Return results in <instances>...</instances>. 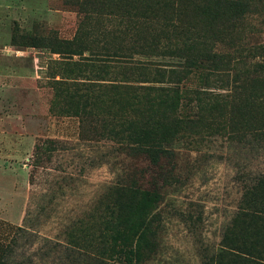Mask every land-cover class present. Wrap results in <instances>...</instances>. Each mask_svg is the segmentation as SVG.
Here are the masks:
<instances>
[{"label": "rangeland", "instance_id": "rangeland-1", "mask_svg": "<svg viewBox=\"0 0 264 264\" xmlns=\"http://www.w3.org/2000/svg\"><path fill=\"white\" fill-rule=\"evenodd\" d=\"M202 1L0 0V246L14 241L19 258L61 264L65 253L54 244L69 237L107 264H135L144 211L159 215L150 225L157 226L156 247L144 250L141 264H202L226 232L262 243L259 225L244 232L231 225L243 192L264 173L260 98L233 103L213 122L182 127L173 146L184 155L172 164L177 182L161 190V201L139 190L130 219L108 214L123 174L136 170L143 188L151 180L147 162L127 157L119 142L144 131L155 133L146 139L152 143L171 139L161 138L173 128L169 98L140 86L179 88L178 110L193 118L197 101L187 90L231 95L241 78L212 77L207 63H187L185 49L228 53L238 71L264 59L246 54L264 51V3L245 0L250 11L235 21L206 12ZM108 51L117 57L107 60ZM248 93L232 95L258 94ZM47 141L57 142L54 150ZM37 147L45 154L41 163Z\"/></svg>", "mask_w": 264, "mask_h": 264}, {"label": "trees", "instance_id": "trees-1", "mask_svg": "<svg viewBox=\"0 0 264 264\" xmlns=\"http://www.w3.org/2000/svg\"><path fill=\"white\" fill-rule=\"evenodd\" d=\"M87 3L84 5H91V3H113L121 0H85ZM258 2L264 3V0H256ZM204 4L203 8L207 11H211L218 14H223L232 20L242 19V14L244 10L250 11L249 3L245 0H203L201 2ZM210 4V5H209ZM81 5V4H79ZM208 9V10H207ZM126 37V34H123ZM138 37V36H137ZM119 39V37H118ZM183 51L187 55V63L192 66H196L195 63L205 62L208 64V70L212 77H221L223 79H237L241 78L240 82L233 84L230 88L229 93L231 95H221L213 92H205L194 89L187 90V93L195 95L197 101L196 111L192 114L193 118H184L183 112H180L178 103L181 90L179 88L166 89V88H154L140 86V90L143 92H159L160 95L167 97L168 102H165V108L170 113L171 127L170 130H162V137L169 136L171 139L160 143H152L146 141L151 135L155 133L141 132L138 135H129L124 138V141L119 142L118 149L124 153L127 157L144 159L147 162L145 172H149L150 182L147 181V188L141 187V182L143 178L141 174L137 177L136 170H131L129 173L123 174L121 181L116 185V190L113 199L108 203V214L118 222L120 219L128 220L133 216V200L135 199V194L137 191H144L150 194V199L154 202L161 201V190L172 183L177 182L176 175L174 173V162L184 155L181 154L179 147H173L178 142L175 141L174 137L179 135L185 125H191L195 122H213L216 117H219L223 110L227 108L232 109L233 103L242 102H253L254 100L260 98L264 99V59L261 61L254 60V58H263L264 51L260 48H252L246 50L247 56H249L253 62L245 65V68L238 71L235 64L233 65V58L228 53H220L214 51L212 47H204L200 50L185 49ZM107 60L117 57L115 52L108 51ZM110 53H113L112 55ZM177 54H181V51ZM242 54V53H241ZM241 54L239 56H241ZM130 58V57H129ZM190 60H193L190 62ZM240 61V60H238ZM237 61V62H238ZM240 63V62H238ZM126 79V77H123ZM136 79H140L137 77ZM148 82V81H145ZM154 82V81H153ZM76 90L79 86H83L85 89L96 88L98 92L101 91H117V85H72ZM185 87H182L184 89ZM248 89L249 93H258L257 96L251 95L247 98L240 99L237 95H232L236 92L243 95L244 91ZM186 92V91H185ZM147 95V94H146ZM186 120V122H184ZM205 120V121H204ZM257 137L258 135H254ZM259 136L264 140V129ZM56 141H47L45 143L46 149L48 151L54 150V145ZM45 154H43L40 148H35L34 157L38 160V163L44 160ZM47 156V155H46ZM49 160V156L45 157V160ZM163 166V167H162ZM161 182V185L156 183V180ZM171 183L167 185V182ZM149 182V183H148ZM257 190L262 191L261 202H255V198L258 193ZM237 211L231 222L232 228L240 227L245 231L248 228L256 229L258 226V232H264V173L260 175L252 184L247 187V190L243 192L241 201L239 202ZM158 213L151 214L149 211H144L140 220L142 221V231L139 238H143L144 245L142 249L138 247V260L135 264H141L144 262L148 254L144 251H152L156 247L154 235L157 231V226L155 225L153 230L150 229V225L154 223V219L158 217ZM28 218V217H27ZM27 220V219H26ZM25 220V221H26ZM118 225V223H117ZM227 231V229H226ZM26 232V229L19 227L17 233ZM242 232V233H243ZM256 232V233H258ZM228 232L223 233L220 242L214 245L208 252L205 253L207 258L203 259L202 264H264V239L259 245L257 242L247 243L243 238L237 240L234 236L228 237ZM47 240V239H46ZM49 241V240H48ZM56 247L63 249L61 252L65 253L61 264H107L103 261L99 255L93 257L90 253H87L85 247L80 244L74 243L69 237L64 240H58L54 244ZM52 247V248H55ZM85 249V250H84ZM16 245L13 242H8L4 246H0V264H34L35 261L29 258L26 259L23 256L18 257L15 255ZM103 255V254H102ZM142 256V257H141ZM141 257V259H140ZM122 262L121 258H117ZM124 260V259H123ZM148 261V260H147Z\"/></svg>", "mask_w": 264, "mask_h": 264}]
</instances>
